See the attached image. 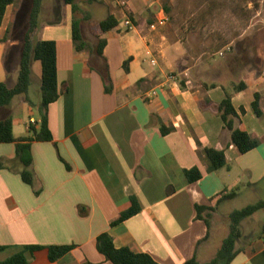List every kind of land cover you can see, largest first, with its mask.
Instances as JSON below:
<instances>
[{
    "label": "crops",
    "instance_id": "crops-1",
    "mask_svg": "<svg viewBox=\"0 0 264 264\" xmlns=\"http://www.w3.org/2000/svg\"><path fill=\"white\" fill-rule=\"evenodd\" d=\"M161 1L125 0L132 28L123 22L121 0L89 1L107 6L119 20L104 33L95 30L98 21L91 23L90 10L74 12L63 0L43 1L36 39L56 43L60 92L48 106L53 139L31 142L33 186L20 174L16 143L0 142V244L7 246L0 259L23 251L27 264H113L96 245L98 235L108 232L117 247L147 252L160 264H183L193 257L208 262L230 233L231 212L264 200V62L254 67L236 52L223 67L206 62L186 41L170 37L169 18L151 29ZM16 4L7 6L0 20V81L10 86L18 80L29 15L18 25ZM74 18L87 41L81 50L73 39ZM100 39L107 41L103 55L96 51ZM31 69L28 93L0 107V119L12 118L16 138L31 135L29 121L40 118L30 120L32 105L39 111L41 104L30 95L33 86H41L40 61ZM104 77L110 78L111 92ZM143 77L154 86L136 88ZM228 94L238 114L235 126L259 140L244 153L218 109ZM161 124L170 130L163 133ZM200 146L224 151L227 165L210 170L198 154ZM192 168L202 173L194 182L186 176ZM230 192L232 197L216 202ZM132 197L140 211L112 225ZM198 205L208 208L203 213L208 222L197 216ZM261 210L241 221L238 252L230 264H264ZM37 245L43 248L26 249ZM50 245L72 249L52 261Z\"/></svg>",
    "mask_w": 264,
    "mask_h": 264
},
{
    "label": "trees",
    "instance_id": "trees-1",
    "mask_svg": "<svg viewBox=\"0 0 264 264\" xmlns=\"http://www.w3.org/2000/svg\"><path fill=\"white\" fill-rule=\"evenodd\" d=\"M44 0H31V8L27 19V26L25 28L22 39V54L20 60V69L17 83L14 86L8 85L4 81H0V107L9 105L12 100L18 95H26L31 84V65L34 60H39L42 66L41 78V97L42 101L39 105V121H29L28 128L31 135L16 138L13 133V122L11 117L0 119V142H15L17 160L22 164L23 168L20 174L23 180L32 186L35 185V173L33 170V160L31 154V142L33 140L49 141L52 140V133L48 125V106L59 98L60 92L58 89V76L56 64V43L54 40H37L36 36L40 28V15ZM65 3L72 6L73 11H77L79 5L77 0H63ZM90 2L98 0H89ZM125 2V0H121ZM18 0H0V20L5 13L7 6L17 3ZM171 0H163L166 11H170ZM124 9L130 17H132L131 9L125 4ZM119 24L118 18L109 13L105 18L98 21L95 25V30L99 33L110 31ZM81 21L77 18L72 20L73 39L76 50H81L87 45L81 33ZM107 41L100 39L97 45V53L103 55V49ZM126 60L124 67L127 69ZM106 82V91L111 92L110 78L104 77ZM155 82L147 77L139 79L135 83L136 88H150L154 86ZM183 85V81H181ZM27 101H30L26 98ZM258 103L254 102L253 107L256 114L259 116ZM219 111L226 124L231 130V138L234 144L237 145L241 152H247L258 146L259 140L251 133L240 126H235V118H238L236 109L234 108L231 95L219 104ZM36 123H39V129L36 128ZM163 133H167L170 129L161 124ZM199 156L207 162L210 170H216L227 165V159L224 151L202 147L198 148ZM186 176L190 182L198 180L202 173L198 168H192L186 171ZM234 195V192L222 193L217 196L216 202L223 199H228ZM197 216L208 222L207 217L203 214L208 208L204 206H197ZM264 209V200L247 205L241 209H236L230 214V233L223 240L220 249L216 256L208 261L201 262L196 257L188 259L183 264H230L231 260L237 254V241L241 237L240 223L243 219L251 216L258 210ZM140 211V205L135 197L131 198V206L122 211L119 216L112 221V225L119 224L129 217L135 215ZM96 245L98 250L106 256V258L113 264H160L147 252H136L130 247H117L114 243V238L108 232H103L98 235ZM7 246L0 244V253L4 251ZM43 246H27L26 249L33 252L41 249ZM48 250L49 259L56 261L72 249L71 245H50L46 247ZM0 264H27V257L25 252L19 251L10 257L2 260Z\"/></svg>",
    "mask_w": 264,
    "mask_h": 264
},
{
    "label": "rangeland",
    "instance_id": "rangeland-1",
    "mask_svg": "<svg viewBox=\"0 0 264 264\" xmlns=\"http://www.w3.org/2000/svg\"><path fill=\"white\" fill-rule=\"evenodd\" d=\"M161 2L165 8L163 0ZM86 3L90 4L89 0H77L81 10L83 7L91 11L92 24L110 13L105 5ZM30 8L31 0H18V25L22 21L24 23ZM168 14L167 32L170 37L186 41L190 50L200 54L206 62L223 67L233 52L247 56L254 67L264 62V0H171ZM62 15L64 11L60 8L58 16ZM43 21L41 17L40 22ZM83 32L90 41L94 39L86 28ZM30 95L34 102L42 101L38 87L33 86ZM32 106L30 120L34 121L39 111ZM261 212L264 213V209Z\"/></svg>",
    "mask_w": 264,
    "mask_h": 264
},
{
    "label": "built area",
    "instance_id": "built-area-1",
    "mask_svg": "<svg viewBox=\"0 0 264 264\" xmlns=\"http://www.w3.org/2000/svg\"><path fill=\"white\" fill-rule=\"evenodd\" d=\"M120 5H121V8L124 11L125 19H124L123 22H124L125 26H127L128 28H132L134 23H133L132 18L128 15L126 10L124 9L125 2L121 1ZM165 10L166 9L164 7H161L160 14H159V16L157 18V21L153 22L151 24V26H150L152 30H156L158 26H164L167 23L168 17H167V13H166ZM152 62H155L154 58L152 59ZM169 79L174 80V81L177 80L176 75H174V74H170L169 75ZM262 238H263V241H264V232H263Z\"/></svg>",
    "mask_w": 264,
    "mask_h": 264
}]
</instances>
